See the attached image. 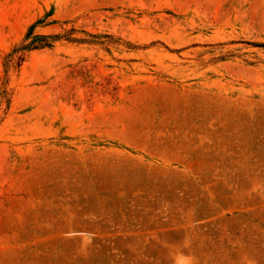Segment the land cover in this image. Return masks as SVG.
Here are the masks:
<instances>
[{"label": "rangeland", "instance_id": "1", "mask_svg": "<svg viewBox=\"0 0 264 264\" xmlns=\"http://www.w3.org/2000/svg\"><path fill=\"white\" fill-rule=\"evenodd\" d=\"M0 264H264V0H0Z\"/></svg>", "mask_w": 264, "mask_h": 264}]
</instances>
